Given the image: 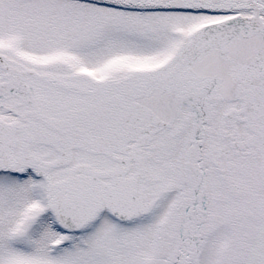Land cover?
<instances>
[{
	"label": "snow or ice",
	"instance_id": "obj_1",
	"mask_svg": "<svg viewBox=\"0 0 264 264\" xmlns=\"http://www.w3.org/2000/svg\"><path fill=\"white\" fill-rule=\"evenodd\" d=\"M0 264H264V0H0Z\"/></svg>",
	"mask_w": 264,
	"mask_h": 264
}]
</instances>
